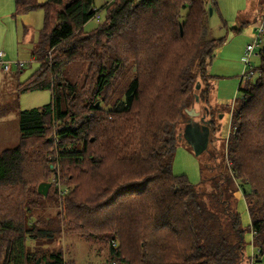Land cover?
<instances>
[{
	"label": "trees",
	"instance_id": "1",
	"mask_svg": "<svg viewBox=\"0 0 264 264\" xmlns=\"http://www.w3.org/2000/svg\"><path fill=\"white\" fill-rule=\"evenodd\" d=\"M210 6L216 0H110L105 20L88 31L95 0H16V14L45 13L40 66L19 92L50 89L52 100L20 110V142L0 153V264H65L63 250L48 247L63 225L106 243L108 264H242L231 186L252 219L250 257L264 264V46L254 75L238 86L227 171L204 180L213 190H198L171 164L197 95L210 130L220 112L209 104L208 67L225 37L206 36ZM70 62H88L81 85L64 75ZM57 160L68 192L42 195ZM59 197L63 213L35 217Z\"/></svg>",
	"mask_w": 264,
	"mask_h": 264
},
{
	"label": "rangeland",
	"instance_id": "2",
	"mask_svg": "<svg viewBox=\"0 0 264 264\" xmlns=\"http://www.w3.org/2000/svg\"><path fill=\"white\" fill-rule=\"evenodd\" d=\"M44 1L46 0H38V2ZM109 1L95 0L99 16L96 14L86 22L83 25L85 30L96 29L98 24L105 20L106 11L103 6ZM15 11L16 0H0V51L4 52V57L8 61H28L21 68L20 74L17 73L18 67L15 64H12L9 70H4L0 64V116H4L0 118V153L3 149L15 147L20 142V110L41 108L42 105L52 100L50 89L19 92V82L26 79L40 66L39 59L34 52L39 44L45 13L42 8L27 11L25 14H16ZM263 13L264 0H216L213 13L206 18V36L209 38L225 37L224 44L216 49L215 56L208 67L211 87L209 104L220 112L214 114L216 127L211 128L210 141L199 154L194 149L193 143L184 136V129L187 125L184 123L181 133L177 135L175 153L171 159L174 172L187 175L198 190L212 191L213 186L209 181L205 183V178L212 173L223 177L221 174L227 171L228 163L225 159L224 146L231 128V112L237 108L235 100L242 95V92L238 91V86L242 79L243 84L247 81L246 75L242 78L245 71L260 65V48L264 46V39L254 50L251 59L252 66L246 67L243 58L247 45L253 42L255 36L257 25L255 19ZM51 52L52 50L48 54ZM87 67L88 62H70L64 67V75L66 79L81 85L88 72ZM121 83L126 84V80L122 79ZM119 95V92L113 94L115 98ZM194 108L200 113L193 117L192 121L199 122L201 125L200 120L203 118L204 111L202 102L197 101ZM52 137L56 143L60 141L56 138L55 128H53ZM56 150L57 146L54 145L52 151L55 155H57ZM50 168L52 169L48 177L49 182L52 183L50 192L53 193L55 188L58 191L61 186L65 189L64 194L67 193L68 184L61 176L59 161L52 163ZM233 187H230L232 193L230 206L240 213L244 229L246 255L242 264H254L250 257L255 249L252 245V219H250L244 194ZM205 199L208 200V196L205 195ZM62 210L63 198L59 197L56 205L47 204L45 208H37L34 215L35 217L46 215L47 218H51L59 211L63 213ZM48 247L49 249L61 248L66 264H108L110 252L106 243L89 241L78 232L69 231L64 225L56 241Z\"/></svg>",
	"mask_w": 264,
	"mask_h": 264
},
{
	"label": "water",
	"instance_id": "3",
	"mask_svg": "<svg viewBox=\"0 0 264 264\" xmlns=\"http://www.w3.org/2000/svg\"><path fill=\"white\" fill-rule=\"evenodd\" d=\"M210 8V13H213L214 8L211 6ZM182 31V27H181ZM197 87H200V83L197 84ZM199 97L197 95L196 100L198 101ZM200 111H197L195 108L191 110V115L193 117L198 116ZM184 136H186L194 146V149L196 152L199 154L204 147L207 146V144L210 141V127H209V122L205 121L202 126H200L199 122L192 121V119L187 123L184 129ZM52 186V183L49 181H43L40 182V185L38 187V192L42 195H47L50 187Z\"/></svg>",
	"mask_w": 264,
	"mask_h": 264
},
{
	"label": "built area",
	"instance_id": "4",
	"mask_svg": "<svg viewBox=\"0 0 264 264\" xmlns=\"http://www.w3.org/2000/svg\"><path fill=\"white\" fill-rule=\"evenodd\" d=\"M97 15L99 16L98 12H97ZM254 35L255 36L253 38V42H251L247 45V47H246L247 50H246V53H245L244 58H243L244 62L246 64V67L252 66L251 59H252V55L254 54V50L264 39V13H263V15H261V17L259 19V23L257 24V26L255 28V34ZM26 63H27V61L26 62L25 61H16V62L8 61L4 57V52L0 51V64L2 65V68L4 70H9L12 64H15L17 67L21 68V67L25 66ZM245 75H246V78L254 75L253 69H250L249 71H245L244 74L242 75V78H244ZM55 179H56V176H55ZM58 185H60V183H58ZM58 191H59V194H63L65 189L61 188V186H59Z\"/></svg>",
	"mask_w": 264,
	"mask_h": 264
},
{
	"label": "crops",
	"instance_id": "5",
	"mask_svg": "<svg viewBox=\"0 0 264 264\" xmlns=\"http://www.w3.org/2000/svg\"><path fill=\"white\" fill-rule=\"evenodd\" d=\"M261 13H262V12H261ZM260 17H261V15L255 19V20H256V23H255V24H258V23H259V19H260ZM256 26H257V25H256ZM256 26H255V28H256ZM29 62H30V61H29ZM27 63H28V61H27ZM2 117H4V116H0V118H2Z\"/></svg>",
	"mask_w": 264,
	"mask_h": 264
},
{
	"label": "flooded vegetation",
	"instance_id": "6",
	"mask_svg": "<svg viewBox=\"0 0 264 264\" xmlns=\"http://www.w3.org/2000/svg\"><path fill=\"white\" fill-rule=\"evenodd\" d=\"M204 121H206L205 119H203ZM203 125V123H201V125L200 126H202Z\"/></svg>",
	"mask_w": 264,
	"mask_h": 264
}]
</instances>
